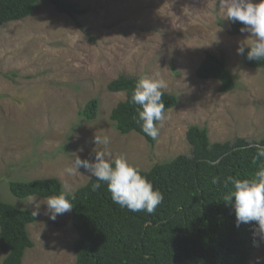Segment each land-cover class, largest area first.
<instances>
[{
	"label": "rangeland",
	"instance_id": "374dc122",
	"mask_svg": "<svg viewBox=\"0 0 264 264\" xmlns=\"http://www.w3.org/2000/svg\"><path fill=\"white\" fill-rule=\"evenodd\" d=\"M63 1L86 14L71 17L41 1L29 18L0 27V198L38 216L28 226L33 247L22 264H76L78 235L71 211L53 220L45 198H17L8 181L57 178L74 193L94 176L83 166L75 176L65 168L75 156L95 162L94 149L148 172L191 155L186 134L192 126L206 128L212 144L264 139V69L243 63L238 48L250 33L230 34L220 0ZM207 53L225 55L235 90L222 94L218 80L196 77ZM156 72L169 85L162 91L179 102L165 112L163 127L157 123L159 135L150 144L137 133L116 130L111 113L126 93H111L108 85L121 75ZM95 98L98 116L86 121L80 112ZM95 134L109 136V144L97 145ZM253 236L249 264H264V238L256 230ZM7 254L0 249V264Z\"/></svg>",
	"mask_w": 264,
	"mask_h": 264
},
{
	"label": "trees",
	"instance_id": "16d2710c",
	"mask_svg": "<svg viewBox=\"0 0 264 264\" xmlns=\"http://www.w3.org/2000/svg\"><path fill=\"white\" fill-rule=\"evenodd\" d=\"M41 1L54 5L59 13L83 16L86 10L63 0H0V27L32 16ZM260 2V0H259ZM230 21L232 36H240L244 25ZM245 48L243 63L252 69H264V60H249ZM199 80H218L219 92L236 89L237 81L227 67L225 55L207 53L196 71ZM139 78L121 75L108 85L111 93H126L111 113L116 130L127 135L137 133L147 142L155 139L143 132L134 117L140 105L131 100ZM165 112L178 105L174 94L163 92ZM99 112V100L91 99L80 116L93 121ZM158 123V122H157ZM187 141L191 155H180L172 161L155 165L145 176L163 194L154 213L133 212L113 202L107 183L95 177L74 193H67L72 203V224L77 231L74 241L76 264H249L256 241L253 233L258 223L237 226L235 197L224 196L234 187L229 176L250 178L264 165L257 156L256 144L236 138L225 143H211L206 128L192 126ZM217 183H213V179ZM101 187L93 191L92 185ZM11 193L20 199L33 196L47 198L59 195L64 186L57 178L28 182L8 181ZM32 210H22L0 198V249L7 252L3 264H22L26 251L33 247L28 226L38 220Z\"/></svg>",
	"mask_w": 264,
	"mask_h": 264
},
{
	"label": "clouds",
	"instance_id": "9594fccd",
	"mask_svg": "<svg viewBox=\"0 0 264 264\" xmlns=\"http://www.w3.org/2000/svg\"><path fill=\"white\" fill-rule=\"evenodd\" d=\"M220 11L226 19L233 22L239 21L244 27L242 33L248 32L250 36L240 42L238 53L243 54L245 47L250 51L247 53L249 60H264V0L253 3L252 0H220ZM168 82L160 72L153 75H141L138 79L131 100L140 105L137 108L138 117H134L141 124L143 132L153 139L159 135V127H163L168 119L165 113V104L162 102L163 91L168 88ZM97 145H107L110 138L107 135L95 134ZM257 156L253 159L264 157V146L256 144ZM95 152V162L81 160L75 156L74 161L65 168V172L75 176L81 166L98 180L107 183L108 191L114 203L126 207L133 212L146 211L154 213L157 206L163 201V194L154 189L153 184L141 174L140 170L130 164L125 157H113L110 151ZM80 173V172H79ZM229 182L234 186L224 196L226 202H231L235 197V210L237 226L240 223L257 222L256 233L264 238V165L250 178L240 179L229 176L225 181V187ZM213 183H217L214 178ZM101 187L100 183L92 185L96 191ZM35 198L29 197L30 203ZM48 206L51 219L55 220L57 214H63L72 210V203L67 198V189L62 190L59 195H52L44 201ZM39 205H37V208ZM36 216L37 212H33Z\"/></svg>",
	"mask_w": 264,
	"mask_h": 264
}]
</instances>
